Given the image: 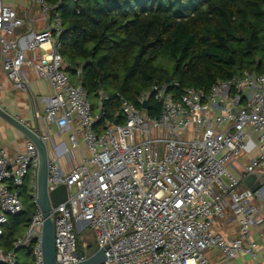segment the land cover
I'll use <instances>...</instances> for the list:
<instances>
[{"label": "built area", "instance_id": "obj_1", "mask_svg": "<svg viewBox=\"0 0 264 264\" xmlns=\"http://www.w3.org/2000/svg\"><path fill=\"white\" fill-rule=\"evenodd\" d=\"M61 2L28 0L20 16L0 0L3 70L21 88L24 68L49 81L53 94L46 99L45 120L68 134L67 142L49 148V190L65 185L68 192L54 207L60 264L90 257L88 245L80 247L86 229L104 249L103 264H211V249L227 260L246 255L252 264H264L252 236V229L264 224V183L255 192L243 187L254 172L264 181V72L244 70L208 90L180 91L176 81L155 85L150 93L160 105L158 114L148 113L150 93L138 98L140 108L121 98L116 120L106 119L99 131L104 108L95 113L86 90L62 68ZM32 9L38 18L30 16ZM38 21L43 26L36 30ZM43 139L51 143L48 136ZM81 143L88 155L78 158ZM39 165L30 139L14 156L0 148V264H18L34 241L33 264H44ZM28 175L29 198L37 209L5 250L1 243L9 218L25 211ZM221 222L235 225L236 235L220 231Z\"/></svg>", "mask_w": 264, "mask_h": 264}, {"label": "trees", "instance_id": "obj_2", "mask_svg": "<svg viewBox=\"0 0 264 264\" xmlns=\"http://www.w3.org/2000/svg\"><path fill=\"white\" fill-rule=\"evenodd\" d=\"M66 29L61 37L63 70L87 92L96 123L114 122L121 98H138L155 85L176 81L179 90H208L244 70L264 72V0H46ZM103 95L109 97L103 99ZM149 115L160 105L150 93ZM121 121L120 117H118ZM23 189L25 211L11 216L2 247L10 250L37 206ZM35 241L18 264H33ZM94 253V246L87 247Z\"/></svg>", "mask_w": 264, "mask_h": 264}, {"label": "crops", "instance_id": "obj_3", "mask_svg": "<svg viewBox=\"0 0 264 264\" xmlns=\"http://www.w3.org/2000/svg\"><path fill=\"white\" fill-rule=\"evenodd\" d=\"M23 1L22 9L18 10L20 16H23L25 9L28 8V0ZM17 9V8H16ZM36 9L30 11L32 18H38ZM42 21L37 22L36 30L41 29ZM26 29V28H25ZM24 88L17 87L6 75L2 68L0 52V107L11 115L17 117L26 125L39 129L43 135L48 136L51 143L67 142L68 134H60L56 124H50L45 120L46 99L53 94V89L44 78H41L31 69L24 68ZM96 113V111H95ZM74 126H77L76 123ZM253 138L254 135L251 134ZM28 137L16 129L5 119L0 117V148L5 147L9 154L14 156L24 150V145ZM82 144V143H81ZM77 157L87 156V150L82 144L76 152ZM243 187L248 188L245 184ZM217 228L229 236L236 235V226L224 223H218ZM252 236L259 247L261 259L264 261V224L252 229ZM211 264H252L249 256H240L235 260H227L217 249H211L207 252Z\"/></svg>", "mask_w": 264, "mask_h": 264}, {"label": "water", "instance_id": "obj_4", "mask_svg": "<svg viewBox=\"0 0 264 264\" xmlns=\"http://www.w3.org/2000/svg\"><path fill=\"white\" fill-rule=\"evenodd\" d=\"M143 107L149 108V104L144 102ZM234 112H237V108L234 109ZM0 117L21 131L37 147L40 165L38 170V197L36 201L44 218L42 239L43 259L44 264H60L55 244L56 217L54 207L66 201L68 196L67 188L65 185H59L55 189L49 190V148L43 139L42 132L39 129L26 125L1 107ZM243 183L249 190L255 192L264 183L263 175L260 172L251 173L244 179ZM105 259L104 249H98L85 261L77 264H103Z\"/></svg>", "mask_w": 264, "mask_h": 264}, {"label": "rangeland", "instance_id": "obj_5", "mask_svg": "<svg viewBox=\"0 0 264 264\" xmlns=\"http://www.w3.org/2000/svg\"><path fill=\"white\" fill-rule=\"evenodd\" d=\"M6 5L13 7V8H17V10L20 11V9H22V6H25V4L23 5V1L21 0H4ZM32 182V176L28 175L27 176V183L31 184ZM31 200V199H30ZM32 201V200H31ZM91 244L94 246L95 250H98V244L97 241L94 237V233L93 230L91 229H86L82 234H81V238H80V247L83 249V246ZM89 255L91 256L93 253L91 252V249H87ZM23 253H25V251L23 250L20 255H22Z\"/></svg>", "mask_w": 264, "mask_h": 264}]
</instances>
